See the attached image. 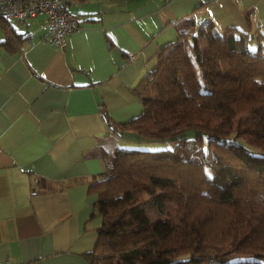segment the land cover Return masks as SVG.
Returning a JSON list of instances; mask_svg holds the SVG:
<instances>
[{
	"label": "trees",
	"instance_id": "obj_1",
	"mask_svg": "<svg viewBox=\"0 0 264 264\" xmlns=\"http://www.w3.org/2000/svg\"><path fill=\"white\" fill-rule=\"evenodd\" d=\"M0 19V46L19 49L23 33ZM155 58L139 91L141 113L117 121L104 111L102 120L114 134L164 147L98 145L105 170L89 190L100 225L86 257L90 264H264V34L188 17ZM147 201L176 210L152 220Z\"/></svg>",
	"mask_w": 264,
	"mask_h": 264
},
{
	"label": "crops",
	"instance_id": "obj_2",
	"mask_svg": "<svg viewBox=\"0 0 264 264\" xmlns=\"http://www.w3.org/2000/svg\"><path fill=\"white\" fill-rule=\"evenodd\" d=\"M69 8L78 26L63 49L43 39L38 18L9 20L24 38L15 51L0 46V264H90L100 216L89 185L105 170L97 147L137 143L109 131L102 113L117 121L141 113L158 48L185 18L250 33L264 23V0H72Z\"/></svg>",
	"mask_w": 264,
	"mask_h": 264
},
{
	"label": "built area",
	"instance_id": "obj_3",
	"mask_svg": "<svg viewBox=\"0 0 264 264\" xmlns=\"http://www.w3.org/2000/svg\"><path fill=\"white\" fill-rule=\"evenodd\" d=\"M72 0H0V17L5 20L39 19L43 39L60 49L66 37L78 26L77 17L69 9ZM135 55L130 53L129 59Z\"/></svg>",
	"mask_w": 264,
	"mask_h": 264
},
{
	"label": "rangeland",
	"instance_id": "obj_4",
	"mask_svg": "<svg viewBox=\"0 0 264 264\" xmlns=\"http://www.w3.org/2000/svg\"><path fill=\"white\" fill-rule=\"evenodd\" d=\"M261 33L264 34V23H262V27H261ZM201 45L204 47L205 43L203 40L200 41ZM254 41H252L251 43H253ZM255 44H257L255 42ZM190 134V132L188 133ZM118 146H122L125 148H131V147H138V148H144V149H156L158 147H161L164 145H162L161 143H133L131 145L129 144H120V141L117 140L116 141ZM147 215L152 219V220H156V219H166L169 215L173 214V212L176 210V206L174 204H167V206L165 207V212H160L159 210H157L155 207L151 206L149 204V202L147 201V203L145 202L144 204ZM117 264H121L120 261H117Z\"/></svg>",
	"mask_w": 264,
	"mask_h": 264
}]
</instances>
